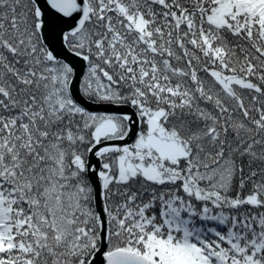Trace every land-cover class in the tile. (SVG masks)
Wrapping results in <instances>:
<instances>
[{"label":"snow or ice","instance_id":"1","mask_svg":"<svg viewBox=\"0 0 264 264\" xmlns=\"http://www.w3.org/2000/svg\"><path fill=\"white\" fill-rule=\"evenodd\" d=\"M0 264H264V0H0Z\"/></svg>","mask_w":264,"mask_h":264}]
</instances>
